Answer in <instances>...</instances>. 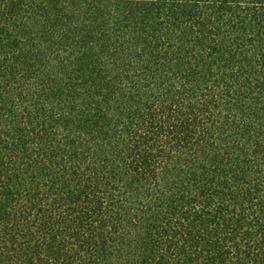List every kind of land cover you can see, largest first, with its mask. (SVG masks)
Here are the masks:
<instances>
[{
  "label": "trees",
  "instance_id": "obj_1",
  "mask_svg": "<svg viewBox=\"0 0 264 264\" xmlns=\"http://www.w3.org/2000/svg\"><path fill=\"white\" fill-rule=\"evenodd\" d=\"M0 264H264V0H0Z\"/></svg>",
  "mask_w": 264,
  "mask_h": 264
}]
</instances>
